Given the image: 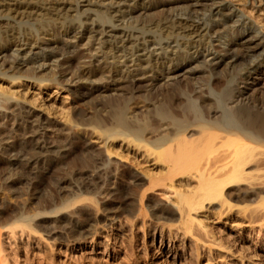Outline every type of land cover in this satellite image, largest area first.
Returning <instances> with one entry per match:
<instances>
[{
  "label": "bare ground",
  "instance_id": "bare-ground-1",
  "mask_svg": "<svg viewBox=\"0 0 264 264\" xmlns=\"http://www.w3.org/2000/svg\"><path fill=\"white\" fill-rule=\"evenodd\" d=\"M159 3L174 9L164 12L161 8L149 18V12ZM259 5L258 11L264 12V0ZM245 15L227 0H0V102L2 108L11 111L13 120L22 121V128L19 126L16 131L21 136L27 133L33 136L26 146H9L15 158L19 154L27 158L22 156V161L10 163L11 169L4 168L6 178L19 179L29 170L52 163L50 180L70 177L77 184L84 170L93 173L96 163L89 149L70 148V155L65 158L59 148L50 150L48 142L42 146L38 143L41 137L37 133V120L34 124L27 123L35 117V111L47 112L45 96L49 97L47 93L55 90L72 97L73 108L67 121L76 129L75 133L91 132L100 143L109 140L108 156L114 153L110 148L117 140L144 150L161 164L157 175L146 174V187L142 180L141 188V180L133 176L135 186L142 189V206L136 216L141 213L143 216L147 191L154 192L157 186H165L163 182H172L179 176L193 177L196 182L190 195L181 194L180 190L174 192L179 214L174 222L183 225L186 233L195 220L190 213L204 205L221 202L234 208L245 207V202L256 203L258 194L245 195L242 184L264 178V166L260 167L264 165V100L254 98L253 93L250 97L246 94L250 89L255 91L258 85L264 87V41L259 27ZM237 35L258 42L238 56L226 59L215 56L216 42L225 48ZM73 40L85 41L87 57L78 55L79 45H71ZM92 52L95 56L90 55ZM107 59L112 62L108 63ZM71 61L77 63L73 70L67 67ZM187 62L201 64L207 78L204 84L192 82L190 91L177 81V74ZM64 67L67 68L63 71ZM220 68L226 80L219 91V87L210 85V79ZM67 76L66 81H61ZM97 76L99 80H109L116 89L121 86L124 90L125 86L124 91H128L117 99L109 97L105 102L101 99L102 102L91 103L95 95L104 93L103 89L96 86L89 89L77 82L94 81ZM160 77L163 79L159 81ZM135 78L146 80L149 88L139 109V103L132 97L138 87ZM153 93L154 99L149 98ZM261 94L264 95V90ZM78 106L85 109L79 110ZM53 131L55 142L68 135L57 128ZM104 174L108 176L107 171ZM75 192L56 195L55 202L47 206L39 203L42 197L41 200L38 197L36 207L20 209L13 217L3 220L0 264H20L4 256L1 237L12 240L18 234L26 241L36 235L42 238L39 229L43 227L35 225L34 218L56 215L85 203L98 205L93 198L96 188L84 184ZM260 200L263 203L264 199ZM261 208L264 221V206ZM81 237L76 233L72 236L75 241Z\"/></svg>",
  "mask_w": 264,
  "mask_h": 264
},
{
  "label": "rangeland",
  "instance_id": "rangeland-1",
  "mask_svg": "<svg viewBox=\"0 0 264 264\" xmlns=\"http://www.w3.org/2000/svg\"><path fill=\"white\" fill-rule=\"evenodd\" d=\"M227 1L246 14L245 17L253 21L256 27H259L260 36L264 41V12L258 11L260 0ZM155 7V10L149 12L148 16L151 13L149 18L156 15L155 12H158L161 8H164V12L165 10L169 12L170 9H174L170 5L164 7L162 3L155 5ZM197 8L200 9L201 7L197 6ZM231 40L225 48L219 46L216 42L213 46L215 56L223 59L229 56H238L247 53V47H251L258 42L255 39L246 40L244 35H237ZM70 44L79 45L78 55L84 56V58L87 57L84 40L80 42L73 40ZM90 55L95 56V53L92 52ZM206 59L209 60L211 57ZM107 60L108 63L112 62L111 59ZM76 66L77 63L71 61L67 67L73 70ZM67 67H64L63 71ZM182 67V71L177 74V81H181L180 86L184 87L185 85L187 91H190L192 82L204 84L207 80L201 64L187 62ZM219 70L216 72L217 75L210 79V85L219 87L220 91L225 86L223 82H225L226 77L224 72L222 73V68ZM98 77H95L94 81L91 79L89 82L76 83L89 89L94 86L103 89L104 93L95 95L96 100H93V97L91 103L93 101V103L102 102V100L105 102L109 97L117 99L118 95L128 91H124L127 89L125 86H123L124 90L121 86L116 89L109 80H101V78L99 80ZM68 78L69 76L61 78V81H66L65 79ZM158 79L160 81L163 78ZM135 82L138 87H136L137 90L133 91L134 95L132 97L135 103H139V109V106H142L141 99L147 97L149 88L146 80L135 78ZM189 83L191 84L189 85ZM119 87L121 90L118 89ZM217 88L216 90H218ZM255 88V91L250 89L246 95L250 97L254 94V98L264 100V95L261 94L264 87L262 89L258 85ZM53 91L47 93V95H50L49 97L45 96L49 106L47 112L35 111V117L30 118L27 123L37 120L39 127L37 133L41 137L38 143H41L42 146L43 143L48 142L47 147L51 148L50 150L59 148V152L65 158L70 155L68 152L70 148L82 147L83 149H89L92 153L88 152L95 159V169H93V173L89 169L84 170L83 178L78 179L77 184L76 180L70 177H65V179L55 177L50 180L52 175L50 170L53 163L42 169L29 170L28 174L26 172L25 176L23 175L19 179L17 177L6 178L4 173L6 169L4 168L9 167V170L12 168L10 163L15 164L17 159L22 161V156L27 158V156L21 154L15 158L14 152L10 151L9 146L14 147L20 144L26 146L33 136L30 133L21 136L20 132H17L19 126L22 128V121L13 120L10 115L11 111L2 108L0 102V134H2V136L0 135V224L8 217H13L20 209L36 207L38 197L40 200L42 197V200L39 201L42 205H51L55 202L56 195L65 196L72 191L77 193V190L79 191L84 184L96 188L93 198H95L98 205L95 207V205L85 203L86 205H77L73 209L70 208L56 215H41L34 218L33 223L43 227L39 229L42 238L36 235L37 237L33 236L34 238L32 237L28 239L29 241H26L23 237L20 238L18 234L12 240L6 236L1 237L5 251L3 254L11 260L10 262L18 261L20 264H264V221H262L263 212H260L262 205L264 206V200L263 203L260 200L261 198L264 199V178L260 182L249 180L248 183L244 182L245 184H242L243 190H246L242 193H247L245 195L258 194L259 197L256 198V203L248 204L247 202L245 204V202L243 203L245 207L228 208L226 205H221V202H216L213 205H204L203 208L191 212V218L195 220L190 224L189 233H186L183 225L174 222L175 218H179L176 208L178 200L174 192L180 190L179 193L190 195L191 190H193L192 187L195 188L196 183L192 179L193 177L179 176L174 178L172 182H163L165 186H157L154 192L147 191L143 199L145 209L143 216L142 213L136 216L138 208L142 206V203H140L142 180L146 187L148 184L146 174L157 175L161 171V164L146 155L147 153L143 152L144 150L136 149L132 145L117 140L112 143L110 148L114 153L108 156L106 149L109 140L106 141V144L105 142H102V144L98 136H92L91 132L88 134L75 133L76 129L68 124V114H71L73 108L71 95L64 91H55V93ZM125 96L129 97L130 94ZM152 96L155 97L154 93L148 97L154 99ZM85 106H88V104ZM85 106H78V109H85ZM49 125L55 126L64 135H68L65 139H57L55 142V131H53L55 128L51 130L47 127ZM4 134L7 136H4ZM5 137L8 140H3ZM98 153L101 154L100 157L97 156ZM119 156L121 157L119 158ZM101 162L108 165L104 166L102 163V166ZM262 166L264 165L260 167ZM251 168L253 169V167ZM105 171L108 172L107 177L104 174ZM257 175H260V173L258 172ZM133 176L141 180L140 186H135L133 179L135 177ZM158 182L161 183V181H156V184H160ZM119 190H121L120 193ZM25 192L28 195H25ZM26 199L28 200L26 201ZM257 200H260V205H258L259 201ZM134 210L136 212L132 213ZM75 233L82 236L80 241H75L72 238ZM163 242L165 245H162ZM173 256H175L174 259Z\"/></svg>",
  "mask_w": 264,
  "mask_h": 264
}]
</instances>
